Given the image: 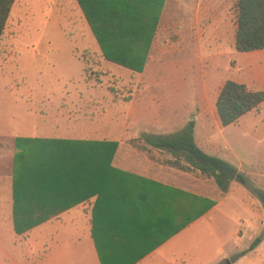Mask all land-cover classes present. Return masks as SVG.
<instances>
[{"label":"rangeland","instance_id":"rangeland-1","mask_svg":"<svg viewBox=\"0 0 264 264\" xmlns=\"http://www.w3.org/2000/svg\"><path fill=\"white\" fill-rule=\"evenodd\" d=\"M237 2L163 0L159 18L162 9L164 16L158 21V33L146 71L140 74L103 58L77 0H16L0 42V135L47 136L62 132V136L74 141L105 142L95 140L103 137L96 132L98 129L109 131L111 125L118 132L127 129L126 116L135 108V97L152 98L154 104L163 101L164 94L151 93L145 87L163 86L168 92L165 97L176 104L180 101L176 88H188L194 71L200 87L203 75L210 74L213 67H218L219 79L199 88L197 109L192 114L216 117L212 112L214 97L225 80L244 83L252 90L262 88L250 68L242 66L243 54L234 49ZM180 91L183 92V88ZM128 97L131 100L126 102ZM259 111V115L253 112L249 116L252 118L248 129L252 132L242 134L243 137H230L221 152L244 176L246 184L234 180L228 191L222 193L213 180L208 179L197 190L200 195L190 196L180 190L194 200L205 199L215 204L227 195L223 207L233 213V219L220 223L219 229L221 233L222 228L240 232L234 239H223L221 234L225 251L232 253L230 264L237 261L264 264V105ZM262 124L255 134V127ZM137 130L161 133V128L156 126L141 125ZM178 130L176 125L169 129L174 133L180 132ZM72 213L80 214L78 210ZM64 223L66 225L58 222L50 225L49 232L54 228L58 230L54 236L49 233L48 238L42 236L32 241L29 236L21 238L14 256L19 258L23 253L29 257L30 264H40L54 242L53 249L46 255L49 261L45 259L43 264H76L83 247L87 248L84 240V246L74 243L76 237L84 233L85 222L80 216L76 224ZM40 230L44 231L45 226ZM256 237L262 242L244 254ZM5 241L11 243L9 231L5 232ZM11 246L15 249L13 244ZM211 255L213 262L218 260ZM193 256L205 257L199 253ZM0 259V264H9L2 255Z\"/></svg>","mask_w":264,"mask_h":264},{"label":"trees","instance_id":"trees-1","mask_svg":"<svg viewBox=\"0 0 264 264\" xmlns=\"http://www.w3.org/2000/svg\"><path fill=\"white\" fill-rule=\"evenodd\" d=\"M16 0H0V42ZM106 61L142 73L159 21L163 0H77ZM235 50L241 53L264 49V0H238ZM131 97L126 99V102ZM264 103V91L227 80L216 101L224 127L257 111ZM194 122L175 135L149 137L153 146L174 154L182 153L201 175L227 192L234 180L246 179L228 161L199 148ZM21 152L14 178L13 226L17 235L32 229L76 205L96 197L91 215V238L100 264H136L188 224L209 211L215 203L190 198L172 188L161 189V220L145 217L147 207L128 197V174L112 166L117 144L93 141H48L18 139ZM35 162H31V159ZM36 167V168H35ZM49 167H67L62 174ZM61 173V172H58ZM71 187L64 203H50L47 188ZM77 188L82 193L77 195ZM61 201V200H60ZM155 205L148 207L153 211ZM156 208V207H155ZM148 227L153 229H148ZM159 233V235H157ZM262 239L256 237L247 253ZM234 258L233 260H235Z\"/></svg>","mask_w":264,"mask_h":264},{"label":"crops","instance_id":"crops-1","mask_svg":"<svg viewBox=\"0 0 264 264\" xmlns=\"http://www.w3.org/2000/svg\"><path fill=\"white\" fill-rule=\"evenodd\" d=\"M163 16L164 10L162 9L159 21H162ZM158 26L159 23L157 24L155 36L148 51L146 65L153 50V45L158 33ZM96 44L103 56L102 50L97 41ZM238 53L243 54L242 66L249 67L254 80L262 85V88L253 91H264V49L247 53ZM146 65L144 71L140 74H144L146 71ZM217 72L219 73L218 67H213V71L210 74H207V76L203 75V82H201V86L199 87L197 72L194 71L192 73L193 76L192 74L190 75V86H188V88H176V94H179L180 96V101L176 104L171 103L169 99L165 97L168 92L163 86L158 85L156 87H145V89L149 90L151 93L157 92L159 95L164 94L165 96H163V101L161 103L154 104L152 98H141L139 96L135 97L133 100L135 108L126 116L127 125L129 126L126 127L127 129L118 132V130L113 128V125H111L109 131L105 129H98V132H96L97 134H101L103 137L98 139L95 138V140L117 143V150L112 159V166L115 169L128 174L127 178L129 182L127 183L128 185H126V188L129 189L127 190L128 197L133 201L146 206L147 210L145 217L150 221L155 220L157 225L161 220L162 188L182 190L189 193L190 196L200 195L197 190L200 185L205 184V181H207L208 178L202 176L199 170L192 167L188 163L184 154H174L169 150L157 148L150 144L147 139L149 137L175 135V133L177 134L178 132L174 133L169 131L170 127L176 125L179 127L178 131H182L190 122H194V138L197 146L209 155L217 156L228 161L221 153L224 143H228L230 137L233 139V137H236L237 135H241V137H243L242 134L249 135V133L252 132V130L248 129L249 120L252 118L249 116L253 112L259 115V110H261V107L264 105L263 103L257 111H253L249 113V115L247 114L248 116L244 115L236 123L224 127L217 113L216 101L222 87L227 81L225 80L219 86L214 97L213 104L215 108L212 112L213 114H216V117L194 116L192 111H196L197 109V94L199 88L203 89L206 87V84H214L216 80L219 79V76L216 75L218 74ZM182 88L184 90L183 92L180 91ZM248 89L250 88L248 87ZM263 124L261 126L257 125L253 132L256 134L258 127L262 128ZM141 125L159 127L161 128V133L149 131L140 132L137 129ZM57 133L59 135H0V255H2L4 261L6 259L9 264H30L29 257L25 256L26 254L22 253L23 256H20L19 258L14 256V253L18 252V242H21L22 239H25L27 236H29V241L37 240L42 236L48 238L49 233H52L51 236H54L58 230L54 228L51 232H49L48 228H50V225H53L54 222L66 225L64 221H70L72 224H76V222L79 221L80 216H82L85 222L86 230L83 229L84 233L82 235H78L74 243L75 245L84 246V240V243H87V248L83 247L84 251L81 253L82 255H80L76 264H100L93 240L91 238L90 222L92 208L94 206V202L96 201V197L76 205L75 207L60 214L58 217L52 218L44 224L32 229L25 235L19 236L14 231V178L17 166H19V162H17L16 157L21 152V146L17 147L16 142L18 139L26 141L39 139H45L48 141L75 140L74 138L62 136V132ZM48 169H50L52 173L56 170V174H62V172L66 171L67 167H49ZM71 191L74 192V189L66 187L64 184L61 186L57 185L56 187L52 184L49 188H47L46 199L50 203H64L68 197H70L69 192ZM81 193L79 192V188H77V195L79 196ZM226 201L227 195L216 200V204L209 211L188 224L185 228L170 237L163 244H160L151 250L136 264H221L223 261H228L227 264H230L229 258L232 253L225 251V245L221 239V234L224 235L223 239L229 237L234 239L240 232H229L228 229L224 231L222 228L221 233V229H219L220 223L227 221L230 222L233 219V213L227 211L223 207ZM150 205H155V210L149 211L148 207ZM75 210H78L80 214H73L72 212ZM43 225L45 226L44 231L40 230V227ZM149 228L150 227H148V229ZM7 231L10 232V244H7L5 241V232ZM242 231L245 232L243 229ZM157 235H159V233ZM194 240L197 241H195V246L193 247ZM12 244L15 249L12 248ZM54 244V242L51 244L52 247L50 246L49 251L45 254L44 258H42L40 264L45 262L47 257L46 255L51 252ZM56 244H58L57 241ZM31 253H34L33 249ZM193 253H199L201 255H205V257L197 259L193 256ZM211 254L218 258V260L213 262L214 259ZM206 255L208 257H206ZM46 261L48 262L49 258H47ZM235 264H239V261L235 262Z\"/></svg>","mask_w":264,"mask_h":264},{"label":"water","instance_id":"water-1","mask_svg":"<svg viewBox=\"0 0 264 264\" xmlns=\"http://www.w3.org/2000/svg\"><path fill=\"white\" fill-rule=\"evenodd\" d=\"M263 201H264V199H263Z\"/></svg>","mask_w":264,"mask_h":264}]
</instances>
